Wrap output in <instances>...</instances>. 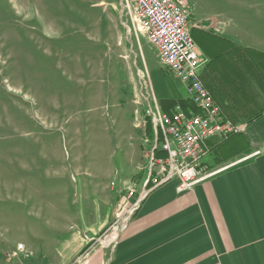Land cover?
<instances>
[{
    "label": "rangeland",
    "instance_id": "1",
    "mask_svg": "<svg viewBox=\"0 0 264 264\" xmlns=\"http://www.w3.org/2000/svg\"><path fill=\"white\" fill-rule=\"evenodd\" d=\"M176 1L264 28V0ZM128 24L120 0H0V248L51 231L62 204L77 211L84 182H143L152 133L137 120L153 96L187 93Z\"/></svg>",
    "mask_w": 264,
    "mask_h": 264
},
{
    "label": "crops",
    "instance_id": "2",
    "mask_svg": "<svg viewBox=\"0 0 264 264\" xmlns=\"http://www.w3.org/2000/svg\"><path fill=\"white\" fill-rule=\"evenodd\" d=\"M244 18L232 27L190 12L200 80L220 117L243 128L207 141L201 165L217 173L185 191L176 178L154 187L147 173L141 184L84 182L77 211L62 204L51 231H23L0 264H264V28ZM128 210L116 245H93Z\"/></svg>",
    "mask_w": 264,
    "mask_h": 264
},
{
    "label": "built area",
    "instance_id": "3",
    "mask_svg": "<svg viewBox=\"0 0 264 264\" xmlns=\"http://www.w3.org/2000/svg\"><path fill=\"white\" fill-rule=\"evenodd\" d=\"M120 4L121 13L129 20L125 26L127 32L136 38L145 37L156 50L162 67L184 85L186 100L194 109L186 112L176 104L165 112L154 96L152 104L145 107L137 128L149 124L152 133L146 183L157 187L176 178L180 191L190 190L217 173L201 165L209 153L207 141L217 135L225 140L243 128L220 117L200 80L197 69L201 61L189 33V8L176 0H120ZM127 221L123 217L115 220L93 245L113 248ZM22 249L23 245L19 244L17 250Z\"/></svg>",
    "mask_w": 264,
    "mask_h": 264
},
{
    "label": "trees",
    "instance_id": "4",
    "mask_svg": "<svg viewBox=\"0 0 264 264\" xmlns=\"http://www.w3.org/2000/svg\"><path fill=\"white\" fill-rule=\"evenodd\" d=\"M176 104H179L181 106V108L184 111H186V112L191 111V110H194L193 107H192V105L190 104L189 100H186V99L165 100V101H162V103L160 104V106H161V109L163 111L168 112ZM156 155L159 156L160 153H156Z\"/></svg>",
    "mask_w": 264,
    "mask_h": 264
}]
</instances>
